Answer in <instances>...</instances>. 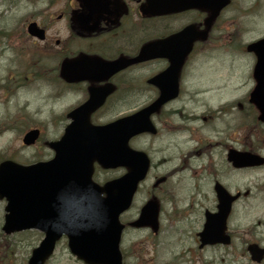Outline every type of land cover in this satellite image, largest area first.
<instances>
[{"label":"rangeland","instance_id":"374dc122","mask_svg":"<svg viewBox=\"0 0 264 264\" xmlns=\"http://www.w3.org/2000/svg\"><path fill=\"white\" fill-rule=\"evenodd\" d=\"M249 1H239L238 7L244 9ZM61 7L62 2L51 6V0H0V158L12 157L11 159L25 164L37 159H49L50 157H46L49 150L44 143L57 139L62 133L55 122L57 117L81 99L80 95H66L53 100L50 97L55 92L53 87L43 81H31L33 78L51 77L52 59L37 57V61L33 56L32 60H28L30 54L24 52L32 47L31 41L23 36L26 21H44L47 13L56 14ZM234 22L235 31L230 37L222 38L218 46H210L212 42L203 45L191 58L183 75L182 95L176 106L185 105L186 113L193 108L198 114L208 112L210 118H213L206 128L208 132L213 131L210 138L221 141L228 138L235 140V146H238L245 135L242 105L247 88L252 86L251 80L247 81V76L253 62L241 48L249 41L264 36V13L253 18L245 17L242 11L235 14ZM47 35L46 47H50L52 38L65 36L62 23L50 28ZM34 68H39L42 73ZM147 69L150 68L139 73L140 78L148 77L150 73ZM25 76L29 77V83L24 81ZM139 85L143 86L141 83ZM152 97L153 95H116L101 117L113 119L127 115L145 105ZM214 119H218L216 123ZM177 122L174 119L169 123ZM38 126L41 127L40 141L31 147L23 146V134ZM171 131L172 129L161 124L156 137L144 136L130 142L132 148L146 152L155 165L146 181L141 184L131 209L122 221L133 219L151 194L160 199L161 212L158 218L159 231L156 234L132 231L130 228L125 230L121 242L125 264H247L238 255L221 254L214 258L201 255L195 250L194 224L188 220L187 212H181L180 208L190 205V198L194 199L196 177L194 172H188L190 175L177 173L182 172L180 170L183 169L184 160H189L188 165L194 171L197 165L196 161L191 162L195 160L194 157L184 155L190 149V142L185 144L180 134L177 137L171 136ZM191 145L193 147V143ZM168 156L169 162L165 159ZM164 173L169 179L154 190L153 181ZM105 175L111 177L115 173L107 172ZM249 175L245 185L250 181L251 192L255 194L264 174L259 171ZM220 176L226 183L236 184L240 188H243V178H246L245 175L242 178L235 175V181H229L225 177L224 168ZM102 177L104 174L99 176ZM4 206V200L0 201V264H26L31 250L41 236L36 232H29L5 237L1 231ZM244 220L240 209L237 221L244 224ZM46 264L81 263L69 254L66 242L62 240Z\"/></svg>","mask_w":264,"mask_h":264},{"label":"flooded vegetation","instance_id":"af4514ba","mask_svg":"<svg viewBox=\"0 0 264 264\" xmlns=\"http://www.w3.org/2000/svg\"><path fill=\"white\" fill-rule=\"evenodd\" d=\"M150 1L164 3L166 13L155 15L147 12V0L51 1V6L62 2V7L56 14L47 13L45 20L40 21L38 25L46 33L57 23L63 25L65 36L52 38L53 47H51V53L58 59L55 75L56 86L61 89L62 93L88 95V89L94 87L103 88L104 91L112 88V92L108 95H158L157 89L147 81L167 67L168 62L165 59L129 65L113 74L108 69H104L105 79L101 82L85 80L71 84L59 79V64L65 59H75L82 55L108 63L119 59L130 60L135 58L142 46L148 42L168 38L187 28L192 35H199L205 31L206 39L194 43L191 53L184 62L181 75L183 71L185 72L191 58L203 45L212 42L210 46H218L222 38L227 39L234 33L236 13L244 11L245 17L253 18L264 13V0H250L244 9L238 7L239 1L242 0H227L226 5L219 10L216 16H213L212 12L215 9L218 11L220 3H225V0ZM245 31L247 32V29ZM252 42L254 41L244 44L243 50L247 57L253 59L254 64V55L245 51V48ZM145 68H150L147 69L150 75L143 79L139 77V73ZM76 72L77 70L73 71V73ZM250 72L251 69L247 81L251 80L252 85V73ZM97 73L100 74V72ZM100 76L102 77V74ZM252 89L253 86H249L243 98L245 135L240 141L241 145L238 146H235L237 143L235 140L228 138L224 141L211 139L209 135L213 131L208 132L206 128L213 118H210L208 112L198 114L195 108L189 109L186 113L185 105L176 106L179 98L166 104L158 114L152 117V122L172 129L169 133L171 136L182 135L184 138L182 141L185 144L190 142V149L184 155L195 158L191 162L196 161V171L188 165L189 160H184L183 169L180 170L182 172L177 174L190 175L188 172H194L196 177L197 188H194V199L190 198V205L181 206L180 211H186L189 216L188 220L194 224L193 239L197 252L214 258H218L221 254L238 255L250 261L252 252L260 251V262L250 263L264 264V176L263 179L260 178L262 183L256 188L255 194L251 192L250 181L245 185L249 174L259 171L264 174V125L258 120L259 112L251 103ZM181 94L180 88L179 95ZM100 112L101 110L95 114ZM174 119L178 122L169 123ZM175 144H178V141H175ZM230 150L258 155L260 165L236 168L226 160ZM220 168L222 171L224 168L225 177L229 181L234 182L235 175L241 178L245 175L243 188L230 182L226 183L220 176L222 173L219 171ZM163 179H169L166 173ZM219 186L235 196L226 216L224 233L228 243L227 245H203L201 235L206 217L218 213L219 193L216 189ZM240 209L244 214V224L237 221Z\"/></svg>","mask_w":264,"mask_h":264},{"label":"water","instance_id":"95a60500","mask_svg":"<svg viewBox=\"0 0 264 264\" xmlns=\"http://www.w3.org/2000/svg\"><path fill=\"white\" fill-rule=\"evenodd\" d=\"M27 32L43 38L35 24H30ZM189 47L187 44L181 56L159 78L161 95L152 104L105 126H92L89 115L107 95H90L83 106L70 114L73 123L66 128L61 141L50 144L58 148L53 160L31 166L10 161L0 164V198L7 201L2 231L10 234L35 228L45 233L28 264H43L62 235L68 238L70 252L85 263L120 264L118 243L122 225L118 217L129 207L136 186L148 169L145 154L130 149L128 141L143 132L154 133L149 117L176 96L177 73ZM249 49L257 56L251 102L264 123V39ZM143 51L147 53L148 49ZM68 67L69 63L62 66L65 75ZM37 136L36 130L30 131L23 137V143L31 145ZM94 162L104 169L124 167L127 173L100 187L91 181ZM234 163L255 165L257 157L242 155ZM156 210V202L149 201L133 225H154Z\"/></svg>","mask_w":264,"mask_h":264}]
</instances>
